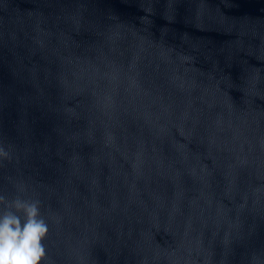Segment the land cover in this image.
<instances>
[{"label":"water","instance_id":"95a60500","mask_svg":"<svg viewBox=\"0 0 264 264\" xmlns=\"http://www.w3.org/2000/svg\"><path fill=\"white\" fill-rule=\"evenodd\" d=\"M0 147L43 264H264V0H0Z\"/></svg>","mask_w":264,"mask_h":264},{"label":"clouds","instance_id":"9594fccd","mask_svg":"<svg viewBox=\"0 0 264 264\" xmlns=\"http://www.w3.org/2000/svg\"><path fill=\"white\" fill-rule=\"evenodd\" d=\"M0 158H9L2 147ZM48 231L39 200L0 194V264H43Z\"/></svg>","mask_w":264,"mask_h":264}]
</instances>
